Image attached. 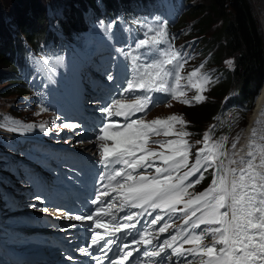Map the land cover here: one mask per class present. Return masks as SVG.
I'll return each instance as SVG.
<instances>
[{
  "label": "snow or ice",
  "instance_id": "snow-or-ice-1",
  "mask_svg": "<svg viewBox=\"0 0 264 264\" xmlns=\"http://www.w3.org/2000/svg\"><path fill=\"white\" fill-rule=\"evenodd\" d=\"M152 31L153 29H149V32ZM166 36L165 28L160 27L155 30L154 35L140 40L137 47L160 45L164 43ZM136 61L137 57H132L133 75L127 81L125 91L141 90L146 95L131 103L114 100L108 107L101 109L107 117H123L126 123L121 126L109 120L103 123L97 134V139L101 141L99 163L106 170L112 171L102 174L101 179H107L108 183L93 203L102 202L103 197L115 193L113 199H119V207L109 204L107 208L98 210L97 217L111 215V221L101 223L100 219L95 220V227L104 228L105 232L100 235L93 231L91 245L100 246L99 250L102 252L105 249L111 251L110 245L116 241L105 240V236L115 237L123 230L135 229L136 223L128 222L145 213L152 215L159 210L163 215H156L149 228L164 220V216L171 218L177 214L181 215L183 224L175 234L157 244L152 251L144 253L148 258L160 257L156 264H164L169 250L171 256L176 258L173 264H196V261H199V264H264V144L254 142L256 129L252 130L246 156H240L238 160L230 158L224 150L227 137L213 141L210 133L205 132L203 147L196 152L195 162L189 166L192 146L184 138L191 133L175 129L177 123L181 129L186 124L181 116L172 115L166 119L151 121L129 120V117L137 112H145L149 105H155L157 98L152 96V93L170 94L172 99L188 106H191L193 101L202 103L205 99L202 93L207 91L208 78L203 76L199 69L189 73L186 78L188 85L195 87L197 94L187 99L184 98L186 85L181 84V80L185 78L180 74L184 62L179 52L169 48L162 52L158 59L142 64H137ZM169 78H172L171 85ZM24 127L30 129L33 125ZM39 127L41 131H45L46 123L40 124ZM64 127L76 128L77 125L65 124ZM160 134L178 138L151 141L166 151L149 149L147 145L150 136ZM108 141H111V144ZM231 147L235 149L236 143L233 142ZM157 160L160 161V166L156 165ZM233 164L240 167L228 166ZM150 168H155V174L138 172ZM185 168L187 170L179 174ZM210 168L214 169L210 186L192 196L188 189L199 184ZM192 177L196 178L190 179ZM181 204L183 207H177ZM125 208L140 211L123 217L125 223H113L117 217L112 214V210L119 212ZM75 219L81 220L84 217L76 216ZM87 219L92 220L93 217L88 216ZM172 227L175 225L165 222L159 227L158 233L168 232ZM157 238L151 231L145 230L134 243L152 245L153 240ZM209 238L211 242L205 243ZM101 241H104L103 245L100 244ZM185 245L191 246L184 247ZM128 247L127 244L124 245L125 249ZM81 251L87 253L88 248ZM133 251H126L112 264H125L133 256Z\"/></svg>",
  "mask_w": 264,
  "mask_h": 264
},
{
  "label": "trees",
  "instance_id": "trees-1",
  "mask_svg": "<svg viewBox=\"0 0 264 264\" xmlns=\"http://www.w3.org/2000/svg\"><path fill=\"white\" fill-rule=\"evenodd\" d=\"M58 2L63 5L60 11L63 18L52 14L51 22L81 57L85 48L79 40L88 37L90 30L102 23L106 28L112 19L121 18L107 16L110 4L123 9L132 18L131 25L135 29L147 27L152 20L148 7H157L156 0H0V97L25 94L27 84L39 74L40 67L26 49L24 40L48 64H54L53 57L62 50V44L46 21L45 10L47 6L54 9ZM137 9L142 13L136 12ZM6 10L10 20L4 16ZM183 20L190 34L195 31L201 34L206 48L215 47L213 56L217 61L233 59L230 78L218 86L216 95L233 86L239 90L241 100L251 101L264 78V42L249 0H208L206 5L194 4ZM209 28L214 33L204 39L203 32ZM72 61L76 64L73 58ZM203 107L201 111L200 107L188 109L192 120L202 121L197 127L204 124L212 112V105ZM19 116L20 112H11L16 124L20 123Z\"/></svg>",
  "mask_w": 264,
  "mask_h": 264
},
{
  "label": "rangeland",
  "instance_id": "rangeland-1",
  "mask_svg": "<svg viewBox=\"0 0 264 264\" xmlns=\"http://www.w3.org/2000/svg\"><path fill=\"white\" fill-rule=\"evenodd\" d=\"M262 1L264 2V0ZM207 2L208 0H192V1L185 2L183 4V7L180 9V14L184 11L186 6L190 3L206 5ZM249 2L252 6L253 15L255 17V20L261 32L262 39L264 41V27H263V21H262V19L264 20V18L260 16V14L258 13V9L256 5L254 4L253 0H249ZM160 4H162L163 7L167 11L174 12L176 10V7L182 4V0H160ZM107 16L108 17H113V16L122 17V13H121L120 8L117 7L114 3H112L109 6H107ZM186 16L187 15L185 14L181 18V20H183ZM216 24H218V20L216 21ZM203 33L205 35L203 38L206 39V38H210V36L213 35L214 31L212 30V28H209V29H205ZM186 38L187 37L185 36L184 39ZM84 74L86 77H90L93 81H95L96 75H93L94 73L92 72L90 68H86L84 70ZM83 93L85 94L86 99H87L88 92L84 91ZM210 95L212 99L216 98V103L219 100V97L221 96V95L218 96V95H212V94ZM7 102H5V106L7 105ZM256 104L257 102H255L254 107ZM2 105H4V102L0 100V107H2ZM11 105H13L12 102H11ZM26 105L36 110L46 109L45 103H43L42 101H37L36 98H33L31 101H27ZM211 105L213 109L214 104H211ZM201 108L202 107L199 108L200 111H201ZM96 111H97V108L92 107L90 103L88 104V106L82 107L81 112L78 113V116L81 117L83 124L78 123L76 128H65L64 127L65 123L60 119V124L54 128L56 133L60 134L58 139H55L54 138L55 136L52 135L46 139H43V137L40 136L43 140H39L37 137L29 136L23 133L14 134L13 137H15L16 139L18 138L24 139V141H26V142H23L25 145V148L20 147V149L21 148L26 149L27 153H35L39 156L43 153L47 155L49 159H51V162L53 163L57 162L59 155H62V157H65L66 158L65 162L58 163L57 168H54L55 173L53 174V181L55 183L57 184L64 183V180L71 173L70 167H75V169H78L80 166V163L81 162L85 163V161L87 160V157H86L87 155H84V153H86L89 148L93 149V145L88 142L93 137L92 123H94L95 121ZM252 111L248 114L249 116L248 115L246 116V121L248 120V122L251 118ZM104 117L105 119H107L108 122L110 120L111 122L117 123L121 126L126 123L125 120L122 122L116 121L114 119V116L109 118L107 117V114H105ZM134 119L147 120L144 117L142 118L129 117V120H134ZM51 133H54V132L52 131ZM238 134H239L238 130L231 131V130L221 129L220 134H218V136L227 137V141H229V144H232L238 137ZM240 138L241 136H239V139ZM227 141L225 142L224 150L229 154L230 150H229V147L227 146L228 145ZM66 148H69V149H66ZM94 150H93V153L94 155H96L97 151H94ZM10 158L12 159L13 164H15L16 167H18L19 158L18 157L17 158L10 157ZM65 167H68V171L61 170L62 168H65ZM85 169H89L87 170V174H89L92 171V168L90 167H85ZM48 173L52 174V172L50 171ZM85 182L88 183L87 180H85ZM22 184H24V187L22 189H19V187H21ZM58 187H60V185L59 186L56 185V188H57L56 190L55 189L54 190H44V189H41V186L37 184L36 181H33V179L32 180L24 179L23 182L15 183L12 186H3V189L0 190V223L2 225H6L13 232V235L15 236L17 235L16 239H20L23 237H26V238L32 237L35 234V230L31 228L30 222L32 219L38 220L42 216L38 212L39 209H46V207H44L46 205L43 204V201L45 200L44 193L46 192L52 193L53 191L57 195H61V194L64 195L65 193L61 192V190L58 189ZM5 191L9 192V197H8L9 203H11V205H13L14 203L18 204L17 206V208L19 209L18 212L10 213L12 209L9 208V205H6L5 203H1V197L3 195V192ZM20 193H21V196L18 197L17 195ZM50 207L53 208L52 205H49V208ZM51 208L47 210H52ZM35 228H38L44 232L42 226H39L36 224ZM2 232H3V228H2Z\"/></svg>",
  "mask_w": 264,
  "mask_h": 264
},
{
  "label": "bare ground",
  "instance_id": "bare-ground-1",
  "mask_svg": "<svg viewBox=\"0 0 264 264\" xmlns=\"http://www.w3.org/2000/svg\"><path fill=\"white\" fill-rule=\"evenodd\" d=\"M253 2L257 7L258 13L260 14V16H262L264 18V2L262 0H253ZM262 21H263V27H264V20L262 19ZM263 85H264V83L260 87V90H259V92L256 96V99L252 105V108L249 111V113H250L253 110L251 118H250L249 122L247 120L248 124L244 129V132H248V134L246 135V138L244 140H242L241 143L236 146L235 153L239 157L240 156H246V154L249 150L247 146L250 142L253 127L255 126L257 121H260L264 116V91H263L264 86ZM261 92H262V94H261ZM255 102H257V104L254 107ZM253 107H254V109H253ZM240 139H242V137ZM92 152H93V149L89 148L84 155L90 156L92 154ZM258 162H259V158H258V161H256V163H258ZM71 222L74 223V221H71ZM37 225L43 227L44 232L47 234L48 237H50V240H52V242L54 243L55 246L58 245V242L60 240H63L71 248L75 246V240L70 239V237L72 238L74 235H76V233H78L76 231L77 226L75 224H69L68 222H63L62 220H60L58 218L48 216L45 218V220L42 224H37ZM67 226L73 227V229L75 230L74 235L73 234L72 235L67 234V232L65 231V228ZM66 257L67 256L65 254H62V258H66ZM81 257H82L81 251H76V255L71 256L69 258V262H75L76 264H80L81 263Z\"/></svg>",
  "mask_w": 264,
  "mask_h": 264
}]
</instances>
